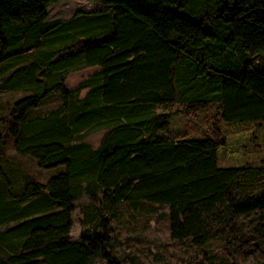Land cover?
I'll return each instance as SVG.
<instances>
[{
    "label": "trees",
    "instance_id": "obj_1",
    "mask_svg": "<svg viewBox=\"0 0 264 264\" xmlns=\"http://www.w3.org/2000/svg\"><path fill=\"white\" fill-rule=\"evenodd\" d=\"M55 1L0 0V95L22 93L0 104V264H119L124 210L166 216L196 264H264V160L217 163L225 123L264 127V0H90L49 20ZM174 113L203 135L171 137Z\"/></svg>",
    "mask_w": 264,
    "mask_h": 264
},
{
    "label": "rangeland",
    "instance_id": "obj_2",
    "mask_svg": "<svg viewBox=\"0 0 264 264\" xmlns=\"http://www.w3.org/2000/svg\"><path fill=\"white\" fill-rule=\"evenodd\" d=\"M99 4L90 0H57L51 3L48 10V19L66 20L79 11H89ZM94 68H85L72 72L67 77L70 86L78 84L92 73ZM22 96L21 92L2 93L0 104H12ZM188 116L174 113L170 118L168 133L173 138H198L203 134L200 129L206 127L204 122H198V130L188 129ZM224 132L227 142L217 150L219 166H241L247 163L261 164L264 160V127L257 128L251 123H225ZM104 131H97L89 135L86 140L93 146L99 145ZM13 153V141L8 143L7 154ZM21 172H33L38 179L45 181L57 170H46L31 159H20ZM86 196L77 201V204L87 202ZM167 210V209H165ZM160 212H142L124 210L119 220H114L111 243L113 253L119 259V264H196L197 259L204 257L203 251L187 242L173 240L170 237L168 219ZM73 227L71 237L79 238L82 231L81 219L83 214L79 208L73 212Z\"/></svg>",
    "mask_w": 264,
    "mask_h": 264
}]
</instances>
